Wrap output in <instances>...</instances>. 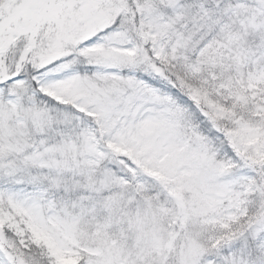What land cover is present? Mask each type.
Wrapping results in <instances>:
<instances>
[{
    "label": "snow or ice",
    "instance_id": "6c2138e0",
    "mask_svg": "<svg viewBox=\"0 0 264 264\" xmlns=\"http://www.w3.org/2000/svg\"><path fill=\"white\" fill-rule=\"evenodd\" d=\"M0 264H264V0H0Z\"/></svg>",
    "mask_w": 264,
    "mask_h": 264
}]
</instances>
